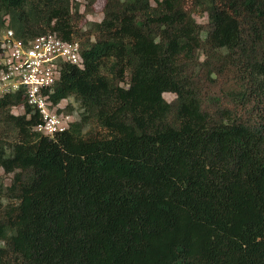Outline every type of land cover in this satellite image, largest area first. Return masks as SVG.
<instances>
[{
	"label": "trees",
	"instance_id": "trees-1",
	"mask_svg": "<svg viewBox=\"0 0 264 264\" xmlns=\"http://www.w3.org/2000/svg\"><path fill=\"white\" fill-rule=\"evenodd\" d=\"M97 1L0 0V35L81 55L53 136L0 95V264H264V0Z\"/></svg>",
	"mask_w": 264,
	"mask_h": 264
},
{
	"label": "built area",
	"instance_id": "built-area-1",
	"mask_svg": "<svg viewBox=\"0 0 264 264\" xmlns=\"http://www.w3.org/2000/svg\"><path fill=\"white\" fill-rule=\"evenodd\" d=\"M2 52L0 63V95L24 89L26 101L36 107L41 121L36 131L53 136L65 130L73 120L70 113H57L50 107L46 89L58 78L62 62L81 64L80 46L77 41H64L54 33H47L23 41L17 39L11 29L0 35Z\"/></svg>",
	"mask_w": 264,
	"mask_h": 264
},
{
	"label": "rangeland",
	"instance_id": "rangeland-1",
	"mask_svg": "<svg viewBox=\"0 0 264 264\" xmlns=\"http://www.w3.org/2000/svg\"><path fill=\"white\" fill-rule=\"evenodd\" d=\"M102 5H103V0L97 1V3L94 6L93 12L91 14L87 15L85 17V20H87V21H99L101 19V17H102ZM81 9H83V7H81ZM194 17H195V19L198 22L206 21V16L205 15H200V14L196 13V14H194ZM164 97L167 100H171L174 97V94H172V93H164ZM68 102H70L73 105V107H74V111L70 115H71V118L73 120H75L78 117V115H77L78 104L72 98H69V99H66V100H62L60 102V104H59V107H63ZM12 112L15 113V114L22 113L23 109L21 107H15V108L12 109ZM0 181L1 182L3 181L4 183L8 182L7 176L3 175V171L1 169H0Z\"/></svg>",
	"mask_w": 264,
	"mask_h": 264
}]
</instances>
